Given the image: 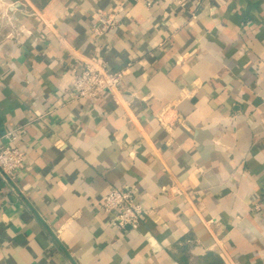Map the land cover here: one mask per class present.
Listing matches in <instances>:
<instances>
[{"label":"crops","instance_id":"0c3cea01","mask_svg":"<svg viewBox=\"0 0 264 264\" xmlns=\"http://www.w3.org/2000/svg\"><path fill=\"white\" fill-rule=\"evenodd\" d=\"M89 59L127 67L114 96L73 97ZM10 133L0 264H264V0H0ZM109 187L149 210L136 229Z\"/></svg>","mask_w":264,"mask_h":264},{"label":"built area","instance_id":"2783aa9c","mask_svg":"<svg viewBox=\"0 0 264 264\" xmlns=\"http://www.w3.org/2000/svg\"><path fill=\"white\" fill-rule=\"evenodd\" d=\"M112 22L113 19L108 16L99 20L101 25L110 26ZM47 32L48 27L44 24L40 38H45ZM126 68L112 70L99 59L84 61L78 69H72L73 97L90 102L104 93L114 96L121 86ZM9 137V142L0 145V176L4 181L13 179L24 161L23 151L12 143L14 133H10ZM100 207L105 212L114 213L115 226L122 230L136 229L140 219L149 211L142 207L138 194L131 188L109 187L103 195ZM62 264H73V262L65 260Z\"/></svg>","mask_w":264,"mask_h":264}]
</instances>
